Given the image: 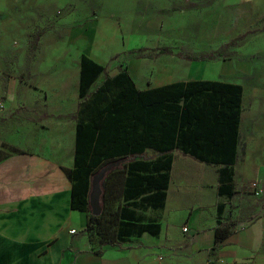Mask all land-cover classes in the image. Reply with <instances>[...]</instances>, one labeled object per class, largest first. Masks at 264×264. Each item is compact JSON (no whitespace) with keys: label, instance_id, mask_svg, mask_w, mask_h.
<instances>
[{"label":"crops","instance_id":"obj_1","mask_svg":"<svg viewBox=\"0 0 264 264\" xmlns=\"http://www.w3.org/2000/svg\"><path fill=\"white\" fill-rule=\"evenodd\" d=\"M253 1L264 9V0ZM21 34L0 30V96L5 105L0 111V138L21 141L25 148L0 162V264H264V197L255 201L249 185L247 192L260 206L258 214L245 222L235 221L236 231L218 242L219 223L234 221L227 216L228 201L234 197L218 194L219 174L200 182L202 198L187 208L172 203L186 178L176 175L173 180L171 176L159 222L160 235L167 227L172 240H161L160 235L155 240L146 234L131 237L134 245L106 246L98 256L95 251L101 245L94 249L89 237L74 241L78 230L85 231L88 215L71 209L72 182L66 172L75 164L82 70L88 75L93 62L111 78L128 73L141 92L191 81L242 86L234 179L237 191L252 180L264 188V59L189 61L170 54L163 55L169 63L160 65L151 55L148 35L131 37L119 51L117 33H110L106 41L103 29L87 26L62 30L65 37L56 39L60 50L51 61L41 49L46 38H40L37 54L31 55L24 42H16ZM140 49L149 55L140 58ZM7 62H35L38 69L10 75L2 69ZM24 73L37 86L22 79ZM105 78L101 74L92 91ZM240 148H244L241 154ZM179 153L171 152L174 158ZM148 154L159 156L150 149ZM240 157L255 179L238 181L235 168ZM207 173L202 174L208 177ZM219 206H223L221 213Z\"/></svg>","mask_w":264,"mask_h":264},{"label":"trees","instance_id":"obj_2","mask_svg":"<svg viewBox=\"0 0 264 264\" xmlns=\"http://www.w3.org/2000/svg\"><path fill=\"white\" fill-rule=\"evenodd\" d=\"M185 59L202 61L214 57ZM91 63L88 75L82 70L75 164L66 172L72 182L71 209L88 215L86 231L99 229L101 248L96 255H101L106 246L127 243L131 237L160 235L161 222L145 223L138 211L165 208L174 150L208 166L220 167L218 194L229 198L237 195L234 166L240 140L242 86L191 81L141 92L128 73L111 78L104 67ZM101 74L105 80L92 91ZM148 149L159 157L146 158ZM115 165H121L116 170L124 175L123 204L113 211L116 232L110 238L99 226L106 212L102 209L100 216L92 215L89 196L95 172L108 173ZM222 207L219 206L220 213ZM237 226L235 221L220 222L217 241L234 233Z\"/></svg>","mask_w":264,"mask_h":264},{"label":"rangeland","instance_id":"obj_3","mask_svg":"<svg viewBox=\"0 0 264 264\" xmlns=\"http://www.w3.org/2000/svg\"><path fill=\"white\" fill-rule=\"evenodd\" d=\"M257 1L259 3L261 0ZM87 26L103 29L106 41L110 40V33H117L119 43L116 48L119 51L124 49L131 37L148 35L151 55L160 60L157 62L160 65L169 63L165 62L163 55L170 54L176 60L188 56L214 57L212 60L206 59L210 62L233 58L244 61L255 57L264 59V9L253 0H0V30L22 32L16 42H24L25 49L31 55L37 54L40 38H46L47 44L41 49L51 61L57 58L60 50L56 39L65 37L62 30ZM140 54L149 55L137 52V55ZM211 66V69L215 68ZM2 69L13 75L38 67L35 62H7ZM25 73L22 79H29L31 85L37 86V82ZM49 80L50 76L47 78L48 85ZM21 145V141L0 138V161L23 151L25 148ZM243 150L240 148V154ZM145 157L156 159L159 156L148 154ZM175 157L172 179L175 180L176 175L186 179L180 183L183 191L174 194L177 200L172 203L187 208L202 198L198 191L200 182L207 178L214 179L219 167L208 166L183 153ZM245 166L240 157L235 168L238 181L256 178ZM119 167L121 165H115V169L97 182L102 191L100 206L106 212L99 226L104 228L101 231L110 238L116 232L113 211L123 204L124 175L117 172ZM204 170L208 172V177L202 174ZM100 172H95L92 183ZM252 181L239 188L233 200L228 201L227 216L239 223L251 220L258 214L260 206L253 203L246 189ZM138 214L146 223L159 221L162 211L145 209L138 211ZM167 230L165 227L159 238L170 242L172 238ZM98 232V227L92 232L78 230L74 241L89 237L94 249H98L101 245ZM146 236L151 237V240L159 239L148 234ZM132 244L134 242L131 240L126 243Z\"/></svg>","mask_w":264,"mask_h":264},{"label":"water","instance_id":"obj_4","mask_svg":"<svg viewBox=\"0 0 264 264\" xmlns=\"http://www.w3.org/2000/svg\"><path fill=\"white\" fill-rule=\"evenodd\" d=\"M107 170H102L92 183V188L89 196V206L91 208V214L94 216H100L102 213V207L100 206V199L102 195L101 187L97 183L98 179L103 178Z\"/></svg>","mask_w":264,"mask_h":264},{"label":"built area","instance_id":"obj_5","mask_svg":"<svg viewBox=\"0 0 264 264\" xmlns=\"http://www.w3.org/2000/svg\"><path fill=\"white\" fill-rule=\"evenodd\" d=\"M4 99L0 96V111L4 110ZM249 192L251 193L252 197L255 199V201H260L264 197V188L258 183V182H252L249 185L248 188ZM243 229V228H242ZM184 231H187L185 229ZM72 234H75L76 231L72 230Z\"/></svg>","mask_w":264,"mask_h":264}]
</instances>
